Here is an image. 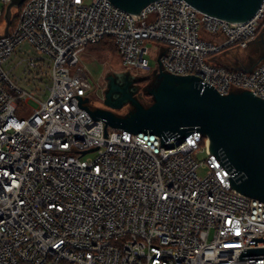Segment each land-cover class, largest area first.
<instances>
[{"label": "built area", "instance_id": "1", "mask_svg": "<svg viewBox=\"0 0 264 264\" xmlns=\"http://www.w3.org/2000/svg\"><path fill=\"white\" fill-rule=\"evenodd\" d=\"M1 1L0 16L9 0ZM21 6L0 37V264H264L240 259L244 248L264 247L248 245L264 236V201L231 188L208 135L161 146L158 134L108 126L104 137L105 121L74 96L92 88L86 47L111 37L124 68L151 70L154 60L157 74L160 59L162 71L199 76L223 95L264 99V61H212L264 30V4L246 22L186 0H155L140 14L110 0ZM19 65L24 76L14 79Z\"/></svg>", "mask_w": 264, "mask_h": 264}, {"label": "water", "instance_id": "2", "mask_svg": "<svg viewBox=\"0 0 264 264\" xmlns=\"http://www.w3.org/2000/svg\"><path fill=\"white\" fill-rule=\"evenodd\" d=\"M131 13L140 11L155 0H110ZM199 10L229 20L246 22L262 8L264 0H186ZM25 0H9L5 7V28L0 37L9 35L13 8ZM262 33V40L264 41ZM165 53V52H164ZM163 53V54H164ZM161 56H159L160 58ZM264 61V57L262 58ZM156 75L157 88H150L154 102L146 106L130 91L120 90L121 96L112 101L111 94L104 101L109 108H92L89 96L79 98L94 120L106 127L125 129L133 133H155L161 136V146L172 138L187 137L194 131L208 135L211 151L221 165L231 173V188L244 195L264 201V99L249 90L221 94L199 76L175 75L161 70ZM115 90V89H114ZM71 98V97H70ZM130 101L134 106L126 116H118L111 109L121 108ZM264 245V236L253 237L248 245ZM264 247L244 248L240 259L263 258Z\"/></svg>", "mask_w": 264, "mask_h": 264}, {"label": "rangeland", "instance_id": "3", "mask_svg": "<svg viewBox=\"0 0 264 264\" xmlns=\"http://www.w3.org/2000/svg\"><path fill=\"white\" fill-rule=\"evenodd\" d=\"M3 8L4 5L0 0V10ZM12 12L14 16L17 13V8H13ZM262 33H264V30L260 29L256 38L254 39V42L252 41L246 48H241L237 45L230 48V55L233 58H235L234 56L237 55L239 59H241L239 63L241 67H247L253 62V59L257 62L259 57H264V41L262 40ZM150 46L152 47V44H150ZM222 55L223 53L219 54V56ZM18 60L19 59L12 58L7 63L6 67L10 69ZM81 65L88 73L92 84L91 91L88 95L90 107L109 109L104 103L107 95L110 93L111 99L114 101L121 96L120 90L123 89H126L128 92L130 91L133 97L138 99L146 106H149L154 102L153 96L149 94L150 89H147V85L152 88L153 80H156L157 74L154 73L156 69V63L154 60L151 61V70H129L122 66L120 56L115 50H98L91 48L83 53L81 57ZM22 75L23 65H19L16 68L15 73L11 74L14 79ZM129 76H132L136 79L133 80L132 84H130V87L128 88V85H126V80L129 79ZM30 104L35 107L34 101H31ZM133 109L134 106L130 101H127L121 108H113L111 110L118 116H126Z\"/></svg>", "mask_w": 264, "mask_h": 264}, {"label": "trees", "instance_id": "4", "mask_svg": "<svg viewBox=\"0 0 264 264\" xmlns=\"http://www.w3.org/2000/svg\"><path fill=\"white\" fill-rule=\"evenodd\" d=\"M21 9H22V6L18 7L17 8V13L12 18V23H11L12 29H14L16 27V25L18 24V22H19ZM4 14H5V10L3 11L2 15L0 16V26L5 21L4 20ZM260 29H261V27L258 29V32L260 31ZM91 48L92 49H98V50H106V49L115 50L116 53H118V49H117V46L115 44V41L111 37H106V38L102 39L98 43L88 45L86 47V50H89ZM60 264H69V263H67V262H61Z\"/></svg>", "mask_w": 264, "mask_h": 264}, {"label": "crops", "instance_id": "5", "mask_svg": "<svg viewBox=\"0 0 264 264\" xmlns=\"http://www.w3.org/2000/svg\"><path fill=\"white\" fill-rule=\"evenodd\" d=\"M208 38L209 39H212V40H215L216 39V37L215 36H211V35H208ZM253 42H254V40H253ZM251 43V42H250ZM232 46H230V47H228L227 49H225V50H223L222 52H220V53H218V54H216V55H214L213 57H212V61L213 62H215V63H217V64H220V65H224V66H227V67H236V66H240L239 65V63H240V60L241 59H239V57L237 56V55H235L234 57L235 58H233L231 55H230V53H231V48ZM230 51V52H229ZM223 53V55L222 56H219V54H222ZM261 61H263L262 60V58H260L259 57V59H257V62L256 61H254V59H253V62L252 63H250V65H248L247 67H244V68H249V67H251L252 65H254V64H256V63H259V62H261ZM241 67V66H240Z\"/></svg>", "mask_w": 264, "mask_h": 264}, {"label": "flooded vegetation", "instance_id": "6", "mask_svg": "<svg viewBox=\"0 0 264 264\" xmlns=\"http://www.w3.org/2000/svg\"><path fill=\"white\" fill-rule=\"evenodd\" d=\"M128 78L129 79L126 80V85H128V88H129L130 87V84H132L133 80L136 79V78H133L132 76H129ZM157 86H158V81L157 80H153L152 89L157 88Z\"/></svg>", "mask_w": 264, "mask_h": 264}]
</instances>
